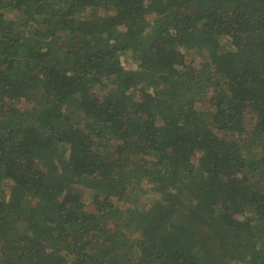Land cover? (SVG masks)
<instances>
[{"label": "trees", "instance_id": "1", "mask_svg": "<svg viewBox=\"0 0 264 264\" xmlns=\"http://www.w3.org/2000/svg\"><path fill=\"white\" fill-rule=\"evenodd\" d=\"M263 262L264 0H0V264Z\"/></svg>", "mask_w": 264, "mask_h": 264}, {"label": "rangeland", "instance_id": "2", "mask_svg": "<svg viewBox=\"0 0 264 264\" xmlns=\"http://www.w3.org/2000/svg\"><path fill=\"white\" fill-rule=\"evenodd\" d=\"M209 104H210V98L208 97L207 100L204 102V105L207 106ZM165 108H166V111H165L166 115L172 116L174 113V110L172 108H167V107ZM262 264H264V262Z\"/></svg>", "mask_w": 264, "mask_h": 264}]
</instances>
